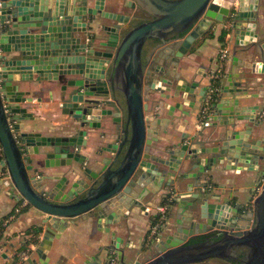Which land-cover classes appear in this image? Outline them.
<instances>
[{"label":"water","instance_id":"95a60500","mask_svg":"<svg viewBox=\"0 0 264 264\" xmlns=\"http://www.w3.org/2000/svg\"><path fill=\"white\" fill-rule=\"evenodd\" d=\"M258 6L259 0H0L1 165L18 197L45 215L36 249L40 258H46L53 231L61 232L67 222L91 217L101 230L133 207L146 210L143 199L167 189L160 205L170 198L168 210L176 206V215L173 220L167 213L162 220L153 215L147 240L152 243L135 252L136 259L126 258L121 239L111 231L114 238L103 249H112L119 264H194L214 258L264 264V181L249 210L232 193L208 186L217 170L264 175V136L259 137L264 119L257 116L264 100L239 104L251 97L249 86L230 88L225 73L216 79L213 70L204 72L207 84L195 80L188 86L168 75L218 23L235 34L242 31L240 38L248 36L239 42L254 59L246 68L264 74ZM141 13L144 20L130 26ZM24 82L29 90L22 89ZM212 84L218 89L204 113ZM43 88L50 97L57 89L62 112L74 120L66 125L70 133L46 135L33 123L30 91ZM233 91L236 107L224 112V96ZM157 92V107L163 99H175L166 107L167 118L155 110L149 115L147 97ZM197 104L199 130L181 132L180 124L179 135L158 134L190 116ZM104 123L107 130L98 135L104 141L92 157L81 154L90 133L104 129ZM207 135L210 142L204 146ZM51 168L63 170L49 173ZM182 182L183 188L175 187ZM153 250L150 257L142 255Z\"/></svg>","mask_w":264,"mask_h":264},{"label":"crops","instance_id":"0c3cea01","mask_svg":"<svg viewBox=\"0 0 264 264\" xmlns=\"http://www.w3.org/2000/svg\"><path fill=\"white\" fill-rule=\"evenodd\" d=\"M139 16L141 18L132 20L130 26L144 20L146 14L141 13ZM255 23L256 28L264 32V0H259ZM224 27L225 25L221 23L214 25L210 32L200 37L194 43L190 51L180 59L177 67L172 71H168L169 73L167 72L168 75L178 76L181 79L179 83H185L187 86L195 80H199L200 84H207V77L202 78V75L204 72L209 74L215 67L218 49L222 43L219 37ZM226 32L224 42H226L229 48V56L225 62L223 73H225V76L230 77L229 86L233 89L240 83L243 87L249 86L248 95L251 97L248 100H240L239 104H243V106L247 104V106L249 104H260L264 100V74L250 73L246 65L251 66L250 63L254 59L248 58L247 53L243 51V46L239 44L240 41L244 42L248 39V36L245 35L240 38L239 35L242 31H239V34H235L230 29L226 30ZM261 40L264 41V34ZM256 49L258 50L257 47ZM222 81L225 82V78ZM29 87V84L26 82L22 84L23 90H29ZM48 90V88H43L41 90L30 91L33 100L27 105V108L35 117L33 123L37 124L42 133L46 135L61 136L68 134L70 130L66 128V125L72 124L74 120L62 112L60 103L56 99L57 89L52 90L53 97H50ZM237 94V92L233 91L232 94L228 92L224 96L225 106L223 110H226L224 112L228 113L230 108L234 109L236 107L235 100L238 98ZM38 98H40L39 101ZM147 98L148 104L152 109L149 115L151 116L153 110H155L161 118H167L166 107L173 104L175 99H163V103H159L160 105L157 107L156 102L160 99L158 92L149 95ZM199 109V104H197L190 110V116H183L181 119L174 120V123L167 127L166 133L160 131L158 134L161 137L167 138H171L170 136L173 133L179 135L180 132L176 128L180 124L182 125L181 132L193 133L199 130L201 122L196 121ZM242 113L249 114L250 112L243 111ZM104 126V129H97L90 133L91 139L85 148L80 150L81 154L92 157L95 146L104 141L98 136L101 132L107 130V124L105 125L104 123ZM207 131H209L208 135H210L211 129L207 128ZM208 135L204 136L205 139L201 140V144L204 146H207L208 142H210ZM261 136L264 135L261 134L259 137ZM162 144L165 143L163 142ZM59 170L63 169L51 168L48 172L55 173ZM261 174V172L251 170L237 175L233 170L229 169L225 170V173L222 174L217 170L208 179V185L214 186L216 190L221 189V191H227L228 194L232 193L237 198L238 203L244 204L249 210L252 208V201L258 192L256 184L264 179V175L262 176ZM184 182L175 184V187L178 189L183 188ZM165 190L167 191V189ZM165 190L156 194H149L143 199L146 210L142 211L138 207H133L118 222L102 225L101 230L96 227L95 221L91 217L76 218L71 222H67L66 227L61 232L57 230L53 231L55 236L50 242L49 249L46 250V258L42 259L38 256L36 249L42 239L46 226L43 223L45 215L30 205H24V200L18 197L9 181L8 175L0 176V264H29L27 262L29 258L35 261V264H102L104 259L113 252L112 249L110 251L103 249L114 238L111 231L114 232L116 237L121 239L120 247L123 249L126 258L134 260L137 258L135 252L146 250L152 243L147 241L149 240L148 229L150 221L156 213V208L162 201ZM16 208H19L18 212L15 211ZM176 212V206L173 205L169 208L167 214L171 220L174 219ZM242 223L245 224V222ZM36 226L41 227L37 243L30 241L31 238L35 237L33 234L26 233V230ZM183 226H185L184 223ZM106 227L109 228V232H105ZM153 252L154 250L149 253L144 252L142 255L150 257ZM15 258H19L17 263H14ZM216 263L236 264L217 258L194 264Z\"/></svg>","mask_w":264,"mask_h":264},{"label":"built area","instance_id":"2783aa9c","mask_svg":"<svg viewBox=\"0 0 264 264\" xmlns=\"http://www.w3.org/2000/svg\"><path fill=\"white\" fill-rule=\"evenodd\" d=\"M229 56V48L226 44V42H223L220 44L219 49H218V54H217V60L215 62V67L212 69L213 73H214V78H220L223 75V70H224V65L225 62L227 60ZM218 89V85L217 84H212L209 86V89L206 93L205 96V100H204V107H203V112L205 113L209 106L211 105V101L214 99L215 97V92ZM257 116L260 119H264V103L262 105V107L260 108V110L257 111ZM2 149L0 146V176H7V171L6 169L1 165V161H2ZM209 187L211 185H208ZM260 186H256V190L259 191ZM170 198H166L164 200V202L157 206L156 208V212L158 213L159 219L162 220L165 216V214L168 211V207H169V203H170ZM23 204H27L26 201H23ZM16 212L19 211V208L15 209ZM158 226V223L154 224L151 228V233L154 234L155 233V229ZM102 264H116V256L114 254H111L109 256H107V258L104 259Z\"/></svg>","mask_w":264,"mask_h":264},{"label":"trees","instance_id":"16d2710c","mask_svg":"<svg viewBox=\"0 0 264 264\" xmlns=\"http://www.w3.org/2000/svg\"><path fill=\"white\" fill-rule=\"evenodd\" d=\"M226 33L227 32L224 29L223 32L221 33L220 37H219V39H220V41H222V43L224 42V36H225ZM27 205H29V204H27ZM153 221L154 222L158 221V218H153ZM40 232H41V227H39V226L31 227L30 229L26 230V233L33 234V236H35V237L30 239V241H33L35 243H37L39 241V238H37V237L40 234ZM18 261H19V258H15L14 263H17Z\"/></svg>","mask_w":264,"mask_h":264},{"label":"flooded vegetation","instance_id":"af4514ba","mask_svg":"<svg viewBox=\"0 0 264 264\" xmlns=\"http://www.w3.org/2000/svg\"><path fill=\"white\" fill-rule=\"evenodd\" d=\"M115 95L117 96V98H118L119 100L121 99V101H122L123 98H122L121 94H119L118 92H116ZM108 100H110V98H109ZM112 105H113V104H112ZM114 107H116V106H114ZM263 181H264V179H263L262 181H259L256 185L261 187V184H262ZM116 264H118V260H117V258H116Z\"/></svg>","mask_w":264,"mask_h":264},{"label":"rangeland","instance_id":"374dc122","mask_svg":"<svg viewBox=\"0 0 264 264\" xmlns=\"http://www.w3.org/2000/svg\"><path fill=\"white\" fill-rule=\"evenodd\" d=\"M217 264V263H216Z\"/></svg>","mask_w":264,"mask_h":264}]
</instances>
